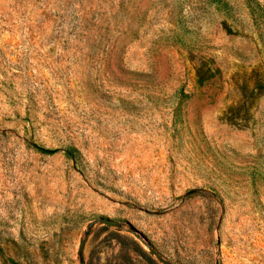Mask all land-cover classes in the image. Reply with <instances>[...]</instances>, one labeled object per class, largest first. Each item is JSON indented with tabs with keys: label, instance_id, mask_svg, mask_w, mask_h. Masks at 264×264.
Listing matches in <instances>:
<instances>
[{
	"label": "rangeland",
	"instance_id": "374dc122",
	"mask_svg": "<svg viewBox=\"0 0 264 264\" xmlns=\"http://www.w3.org/2000/svg\"><path fill=\"white\" fill-rule=\"evenodd\" d=\"M0 264H264V0H0Z\"/></svg>",
	"mask_w": 264,
	"mask_h": 264
},
{
	"label": "water",
	"instance_id": "95a60500",
	"mask_svg": "<svg viewBox=\"0 0 264 264\" xmlns=\"http://www.w3.org/2000/svg\"><path fill=\"white\" fill-rule=\"evenodd\" d=\"M108 224H109V225H112V224H113V222H111V221H110V222H108Z\"/></svg>",
	"mask_w": 264,
	"mask_h": 264
}]
</instances>
